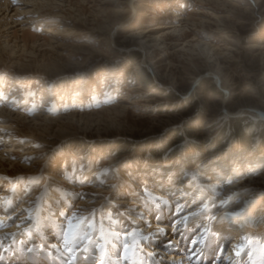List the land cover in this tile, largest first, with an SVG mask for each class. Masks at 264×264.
Instances as JSON below:
<instances>
[{"label": "rangeland", "instance_id": "obj_1", "mask_svg": "<svg viewBox=\"0 0 264 264\" xmlns=\"http://www.w3.org/2000/svg\"><path fill=\"white\" fill-rule=\"evenodd\" d=\"M12 4L0 9V264L12 248L25 257L30 235L61 255L73 213L76 254L87 247L110 264H127L125 242L142 264L173 246L185 264H236L208 263L216 253L194 246L207 238L197 223L211 218L221 246L241 249L237 264L264 258V229L242 226L246 215L264 220V0ZM230 120L251 147L232 136ZM216 171L236 175L213 182ZM184 172L192 184L180 183ZM184 185L192 200L175 193Z\"/></svg>", "mask_w": 264, "mask_h": 264}, {"label": "snow or ice", "instance_id": "obj_2", "mask_svg": "<svg viewBox=\"0 0 264 264\" xmlns=\"http://www.w3.org/2000/svg\"><path fill=\"white\" fill-rule=\"evenodd\" d=\"M155 199L159 200L161 198H155ZM154 202H155V200H154ZM163 203L167 204L168 201L165 200V201H163ZM233 215H238V213H234ZM75 218H76V214L75 213H73L72 217H66V219H67V227H66V229H62V231H63L64 251L61 252V255H64L65 253L70 254L68 256V258L64 261V264H74V261H76V259H77L74 249L76 248V241L80 239V231L78 230L79 226L73 223V220ZM29 219L31 220L32 217L29 216ZM187 219H188L187 216L183 217V220L186 221ZM2 225H3V222L0 221V226H2ZM159 231L161 233L164 232L163 229H159ZM207 231L208 230L205 229V233ZM101 235L103 237V233H101ZM112 235L115 236L114 233ZM140 239L141 240H147V239H149V237L141 236ZM199 242L203 243L204 242L203 238H200ZM193 243H196V241H194ZM96 247L100 250V252L103 255H107V248L105 247L104 244L98 243L96 245ZM84 250L87 251V247H85ZM240 250L241 249H239V248L236 250V255L237 256L240 255ZM27 251L29 253H32L34 251V249L28 248ZM57 251H60V250L57 249ZM138 251H139L138 247L134 246V247L130 248L128 243L125 242L123 244L122 253L120 255L122 256L123 260L127 261V264H136L135 258H136L137 254H138ZM99 264H104V260L101 259Z\"/></svg>", "mask_w": 264, "mask_h": 264}, {"label": "bare ground", "instance_id": "obj_3", "mask_svg": "<svg viewBox=\"0 0 264 264\" xmlns=\"http://www.w3.org/2000/svg\"><path fill=\"white\" fill-rule=\"evenodd\" d=\"M16 1H26V2H32V1H34V0H0V3H2V4H0V9L1 8H3L4 10H6V11H8L9 9H10V7L12 6L13 7V4L12 3H14V2H16ZM130 4L131 5H134L133 7L134 8H136L135 7V3H134V1H131L130 2ZM1 11V10H0ZM32 21H34V22H38V20H35V18H33L32 20H31V22ZM40 23V22H39ZM217 81H218V83L220 84V82H221V79L219 78V77H217ZM181 188H183V186H179L178 187V189H181ZM185 189V188H184ZM186 190V189H185ZM187 191V190H186ZM192 200V199H191ZM256 214V213H255ZM153 217V216H152ZM160 219V218H159ZM262 218L259 216V214H256L255 216H253L252 215V217H248V220L247 221H245L244 223H246L247 225H243L242 224V226H247V227H252V228H256V229H259L258 231L256 230V234H258L259 233V231L260 232H262L260 229H264V220H261ZM216 222V224H217V222L219 223L220 222V220H216L215 221ZM200 224V225H199ZM199 224L197 223V225H198V228H199V230H201V229H203V227H204V229H208V227H209V225H208V223L206 224H204L203 222H199ZM216 224H214L213 225V227L214 226H219L220 224H218V225H216ZM239 225H241V224H239ZM6 227L7 226H5V225H2V226H0V236H2V235H6ZM220 227H224V226H220ZM9 229V228H8ZM132 229V228H131ZM172 229L173 228H168V232L169 233H172ZM9 231V230H8ZM159 231V230H158ZM236 231H237V233H236V236H233L234 238H236L235 239V241H234V244H236L237 243V241H239V243H240V238H241V236H242V232L241 231H238L237 229H236ZM132 232V231H131ZM250 232H254V231H250ZM198 233H199V231H198ZM201 233V232H200ZM215 233V232H214ZM255 233V232H254ZM223 234H224V232H223ZM161 235V234H160ZM214 235V238H213V246H221V241H220V237H218V236H216L215 234H213ZM253 235V234H252ZM198 236V235H197ZM200 236V235H199ZM202 236V235H201ZM244 236H246V235H244ZM48 237V236H47ZM205 237H207V240L206 239H204L205 240V244H210L209 242H210V234L208 235V236H205ZM204 237V238H205ZM228 237H230V235H228L227 236V238ZM255 237H257V235H254V236H251L250 234L248 235V239H251L252 241H253V245L254 246H260L259 245V243H258V241H257V239L255 238ZM173 238V235L170 237V240ZM195 238V237H194ZM193 238V239H194ZM258 238V237H257ZM259 239V238H258ZM174 242H176V241H174ZM242 242V241H241ZM220 243V244H219ZM238 243V244H239ZM26 244V243H25ZM24 244V245H25ZM176 244V243H175ZM223 245H224V243H222ZM228 244H231V242L230 243H228ZM56 245V244H55ZM61 245V244H60ZM59 245V246H60ZM229 246V245H228ZM8 247V246H7ZM22 247V246H21ZM157 249V248H156ZM17 250V249H16ZM169 250V249H168ZM208 251V250H207ZM260 253V252H259ZM109 254V253H108ZM155 255V254H154ZM256 256H258V255H256ZM15 257H17V258H21V256L20 255H18V256H15ZM25 257H28V256H25ZM151 257V256H150ZM170 257L172 258L173 257V253L171 252V254H170ZM153 258V257H152ZM151 258V259H152ZM53 259V261H54V263H56L55 262V258L53 257L52 258ZM226 259V258H225ZM264 259V258H263ZM140 260V259H139ZM145 260V259H144ZM174 260H177V259H174ZM142 261V260H141ZM136 262V264H142V262ZM185 261H186V259H182V260H180L179 261V263L178 264H185ZM100 262V261H99ZM99 262H98V264H99ZM224 262V261H223ZM225 263V262H224ZM76 264H79V263H76ZM144 264V263H143ZM155 264H160V263H158V262H156ZM204 264V263H203ZM258 264H264V263H260V261H259V263Z\"/></svg>", "mask_w": 264, "mask_h": 264}, {"label": "trees", "instance_id": "obj_4", "mask_svg": "<svg viewBox=\"0 0 264 264\" xmlns=\"http://www.w3.org/2000/svg\"><path fill=\"white\" fill-rule=\"evenodd\" d=\"M142 77H143V81L145 82V84H151L152 82H151V80H150V77L148 76V74L145 72V75H144V73H142ZM173 95V94H172ZM171 95V96H172ZM174 96V95H173ZM253 117H255V115H253ZM230 122V129L232 128V130L231 131H233L232 132V136H234L235 138H236V141H238L239 143H241V145L243 144V146H250L251 147V145L253 144L252 142H250L251 141V139H245V134H244V130L242 129V123H241V121L239 120H230L229 121ZM260 127L261 126H264V123H261V122H258L257 123ZM250 140V141H249ZM260 145H262V148L264 149V128L262 129V131H261V134H260ZM123 147V146H122ZM128 147V146H127ZM241 147V146H240ZM127 149H129L130 150V148L128 147ZM183 153H185L184 151L183 152H179V153H177V154H174L173 156H171V157H169V158H167L166 159V162L167 163H170V162H172L174 159H179L181 156H183L184 154ZM143 155H145L144 157H146L147 156V154H149V153H147V154H145V153H142ZM156 153H152V155H153V159H154V155H155ZM149 161L150 162H153V161H151V159H149ZM158 161H155V163H157Z\"/></svg>", "mask_w": 264, "mask_h": 264}]
</instances>
